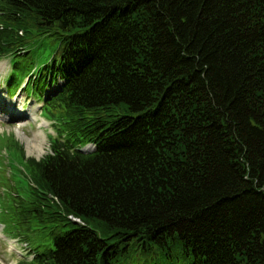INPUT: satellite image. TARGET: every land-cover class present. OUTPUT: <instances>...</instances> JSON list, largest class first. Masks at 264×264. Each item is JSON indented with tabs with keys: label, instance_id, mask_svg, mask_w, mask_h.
I'll list each match as a JSON object with an SVG mask.
<instances>
[{
	"label": "trees",
	"instance_id": "16d2710c",
	"mask_svg": "<svg viewBox=\"0 0 264 264\" xmlns=\"http://www.w3.org/2000/svg\"><path fill=\"white\" fill-rule=\"evenodd\" d=\"M31 29L59 57L10 84H62L49 152L8 148L19 264H264V0H0V58Z\"/></svg>",
	"mask_w": 264,
	"mask_h": 264
},
{
	"label": "rangeland",
	"instance_id": "374dc122",
	"mask_svg": "<svg viewBox=\"0 0 264 264\" xmlns=\"http://www.w3.org/2000/svg\"><path fill=\"white\" fill-rule=\"evenodd\" d=\"M30 33L25 45L31 50L30 57L18 55L13 58L10 56L0 58V93L4 95L3 100L0 99V193L3 192L1 187L2 181L4 182L3 177L15 172L14 168L23 169L20 159L8 149L12 146L10 142L15 141L18 147H22L25 157L39 159L49 152L50 141L57 136V125L49 114L44 113L43 105L44 99L47 97L49 99L55 94L62 81L56 79L54 84L40 91L42 82L36 81V86H33L32 81L29 82L28 79L36 75L39 67L50 63L54 55L56 58L59 57V42L52 36L40 34L34 29H31ZM15 62L20 69L29 65L32 70H30L31 76L24 77L16 87L15 79L10 84L13 75L11 68ZM40 131L43 135L41 134V139L40 137L37 139L41 141L42 146L39 150V142L35 143L34 140H36L35 134ZM17 175L20 181L26 180L23 173ZM8 231L9 228H6L0 216V264H19L24 259H31L33 255L29 247Z\"/></svg>",
	"mask_w": 264,
	"mask_h": 264
},
{
	"label": "bare ground",
	"instance_id": "6f19581e",
	"mask_svg": "<svg viewBox=\"0 0 264 264\" xmlns=\"http://www.w3.org/2000/svg\"><path fill=\"white\" fill-rule=\"evenodd\" d=\"M3 98H4V95L0 93V99L3 100ZM33 119H34V118H33ZM42 123H44V122H41V124H42ZM41 124L39 123V126H40ZM40 127H41V126H40ZM41 134H42V131H40L39 133H36V134H35V139H36V140H34L35 143H38V142H39V144H38V146H39L38 149H39V150L42 149V146H41V141H38L37 139H38L39 137H40V139L42 138V137H41ZM42 135H43V134H42ZM42 140H43V139H42Z\"/></svg>",
	"mask_w": 264,
	"mask_h": 264
},
{
	"label": "water",
	"instance_id": "95a60500",
	"mask_svg": "<svg viewBox=\"0 0 264 264\" xmlns=\"http://www.w3.org/2000/svg\"><path fill=\"white\" fill-rule=\"evenodd\" d=\"M90 148H92V146L90 144H88V145H85L84 147H82L81 149L86 151V150H89Z\"/></svg>",
	"mask_w": 264,
	"mask_h": 264
}]
</instances>
